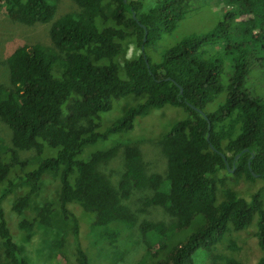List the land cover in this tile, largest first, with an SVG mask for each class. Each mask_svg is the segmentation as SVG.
Masks as SVG:
<instances>
[{
	"label": "trees",
	"instance_id": "obj_1",
	"mask_svg": "<svg viewBox=\"0 0 264 264\" xmlns=\"http://www.w3.org/2000/svg\"><path fill=\"white\" fill-rule=\"evenodd\" d=\"M55 1L0 0V6L17 22L31 25L48 22ZM73 1L78 11L50 24L51 46L22 44L5 58L9 86L0 85V121L10 131V146L0 140L4 262L29 264L6 224L2 200L24 184L11 203L21 213L39 190L41 176L50 173L59 184L57 199L17 226L26 233L35 224L50 228L56 210L71 222L72 240L68 250L61 238L48 244L70 252L72 264L115 260L137 222L122 202L134 188H149L142 205L161 207L172 219L139 225L145 249L138 264H241L231 251L238 250V233L245 228L253 229L258 248L252 264H264V102L242 86L247 60H232L222 81L219 59L206 58L202 50L218 39L236 49L226 23L231 14L158 55L148 48L156 49L173 31L187 0ZM241 1L252 6L259 0ZM129 42L138 51L119 62ZM125 97L136 101L101 127L102 113ZM163 107L181 113L167 122L162 136L165 173L148 174L128 136L138 117ZM120 147L124 170L113 186L97 166ZM20 150L33 151L32 158H20ZM230 178H258L263 184L244 199L227 183Z\"/></svg>",
	"mask_w": 264,
	"mask_h": 264
},
{
	"label": "rangeland",
	"instance_id": "obj_2",
	"mask_svg": "<svg viewBox=\"0 0 264 264\" xmlns=\"http://www.w3.org/2000/svg\"><path fill=\"white\" fill-rule=\"evenodd\" d=\"M187 2L186 13L177 22L173 31L164 35V39L157 43L159 46L156 45V49L155 45H150L149 52L153 51V54L158 53L159 55L162 48L172 45L179 38L193 33H205L215 23L221 21L224 16L231 14L232 17H229L226 23L230 26V42L238 45L236 49L233 51L227 49L223 46L225 41L218 39L217 44H205L202 50L205 52L206 58L213 56L219 59L218 71L222 81L229 74L232 60L237 57H243L245 62L247 60L248 68L242 86L251 96L259 97L264 102V0L253 2L252 6H244L241 0L230 2L229 0H187ZM76 11H78V7L73 0H56L52 8L51 19L48 22L25 25L17 22L14 16L5 12L0 6V85L9 86V69L5 58L15 47L32 43L51 46L49 37L51 22L65 12ZM244 30H246L245 33ZM137 51L134 44L129 42L125 45L122 54L119 55L118 61L121 62L122 59L131 57ZM153 60L156 58H152ZM135 101L136 98L134 97H125L115 102L112 110L102 113L101 127L106 126L107 122L118 116L123 108ZM180 113L178 109L163 107L154 109L134 121L128 139L131 145L138 148L146 173L160 175L165 173L166 159L161 151L162 136L167 122L180 116ZM0 140L4 147L10 146V131L1 121ZM18 155L20 158H32L33 151L20 150ZM97 170L107 177L111 185L116 186L124 170L122 147L109 160L98 164ZM227 183L244 199H248L249 195L263 184L262 180L258 178L253 181L243 178L236 180L230 178ZM58 186V181L52 174L44 173L41 176L39 190L32 196L28 206L21 213L13 211L11 203L23 192L24 184L16 186L2 200L6 224L13 240L29 264H72L70 252L62 251L48 244V241L53 238H61L65 242L64 247H67L68 250L72 240L71 222L64 220L56 210L51 214L52 225L50 228L35 224L32 230L26 233L17 226L21 218H30L35 215L43 203L55 202L58 196ZM149 194H151L149 188H134L130 190L128 197L122 200L135 213L136 225L131 230L130 236L120 243V250L117 257L114 258L115 260L110 262L107 258L100 257L96 262L97 264H138L145 249L140 240L139 225L144 220L162 221L164 223L172 220L163 208L142 205L143 199ZM80 225L85 224L80 222ZM252 233V228H245L240 231L237 242L238 250L236 252L231 251L241 264H252L258 254ZM94 254L99 255L98 252L97 254L94 252ZM0 264H7L4 262L1 253ZM198 264H201L200 261Z\"/></svg>",
	"mask_w": 264,
	"mask_h": 264
},
{
	"label": "water",
	"instance_id": "obj_3",
	"mask_svg": "<svg viewBox=\"0 0 264 264\" xmlns=\"http://www.w3.org/2000/svg\"><path fill=\"white\" fill-rule=\"evenodd\" d=\"M222 157H224V156L222 155ZM235 157H237V155H236ZM225 165H227V164H226V162H225ZM252 175H254V176H255V174H252Z\"/></svg>",
	"mask_w": 264,
	"mask_h": 264
}]
</instances>
